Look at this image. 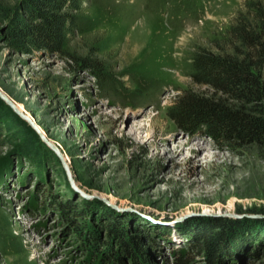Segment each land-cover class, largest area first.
I'll use <instances>...</instances> for the list:
<instances>
[{"label":"rangeland","instance_id":"374dc122","mask_svg":"<svg viewBox=\"0 0 264 264\" xmlns=\"http://www.w3.org/2000/svg\"><path fill=\"white\" fill-rule=\"evenodd\" d=\"M247 1L82 0L59 54L10 41L6 13L23 0H0V91L74 179L0 99V264H212L208 239L220 264H264V143L168 115L182 91H207L192 56L214 51Z\"/></svg>","mask_w":264,"mask_h":264},{"label":"trees","instance_id":"16d2710c","mask_svg":"<svg viewBox=\"0 0 264 264\" xmlns=\"http://www.w3.org/2000/svg\"><path fill=\"white\" fill-rule=\"evenodd\" d=\"M81 4L82 0H23L21 13H6L13 23L10 41L66 54V38L77 25L75 13ZM214 44V51L198 47L192 56V81L207 91H182L170 106L169 117L186 129L205 130L219 140L264 143V117L252 107L264 105V0L247 1L222 40ZM97 63L88 62L89 73L100 81L104 70ZM10 110L12 119L22 120ZM205 245L212 264H220L215 242L208 239ZM179 264H186V259Z\"/></svg>","mask_w":264,"mask_h":264},{"label":"water","instance_id":"95a60500","mask_svg":"<svg viewBox=\"0 0 264 264\" xmlns=\"http://www.w3.org/2000/svg\"><path fill=\"white\" fill-rule=\"evenodd\" d=\"M0 99L3 100L12 109V111L17 116H19L22 120L27 122L41 136V138L48 144V146L60 157V159L62 160V162H63V164H64V166H65V168H66L71 180H72V182H74L70 166L64 160V156H63L62 152L60 151V149H58L55 145H53L51 142H49L48 139L41 133V131L38 128V126L28 116H26L24 113H22L17 108L15 103L1 91H0Z\"/></svg>","mask_w":264,"mask_h":264},{"label":"bare ground","instance_id":"6f19581e","mask_svg":"<svg viewBox=\"0 0 264 264\" xmlns=\"http://www.w3.org/2000/svg\"><path fill=\"white\" fill-rule=\"evenodd\" d=\"M14 102V101H13ZM15 103V102H14ZM16 105V103H15ZM17 106V105H16ZM17 108L23 113V111L20 109V107L17 106ZM29 117V116H28ZM31 119V118H30ZM32 120V119H31ZM144 127L140 126V125H136L133 127V132H136V131H140L142 130ZM182 145H179L177 148H174L173 150L169 148L168 145L164 144V145H161V146H158L157 147V151L159 154L161 153H164L165 155H170L171 157H175L179 151L181 150H184L182 149ZM202 150L201 149H198V150H195L193 148L189 149L190 153H192L193 155L189 158V160H195V158L198 156V154L200 153V151ZM206 153V152H205ZM222 156L218 155V154H212V153H208L206 156H205V159H209L210 162H213L214 160L216 159H221ZM194 185H197L196 182H192V186ZM194 193V192H193Z\"/></svg>","mask_w":264,"mask_h":264}]
</instances>
